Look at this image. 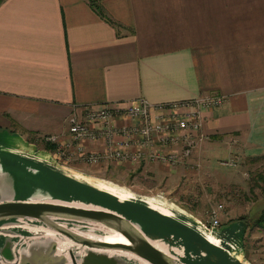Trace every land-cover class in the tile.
I'll return each instance as SVG.
<instances>
[{
  "label": "crops",
  "instance_id": "obj_1",
  "mask_svg": "<svg viewBox=\"0 0 264 264\" xmlns=\"http://www.w3.org/2000/svg\"><path fill=\"white\" fill-rule=\"evenodd\" d=\"M98 2L119 25L88 0L0 2V140L34 151L22 133L64 130L74 105L218 93L223 103L202 112L207 139L196 154L220 145L247 157L264 155V0ZM72 181L0 145L1 198L23 199L38 187L41 196L48 190L120 208ZM121 210L152 236L173 235L183 264H237L180 218L137 203ZM232 220L223 219L218 229H237L243 243L245 220Z\"/></svg>",
  "mask_w": 264,
  "mask_h": 264
},
{
  "label": "water",
  "instance_id": "obj_2",
  "mask_svg": "<svg viewBox=\"0 0 264 264\" xmlns=\"http://www.w3.org/2000/svg\"><path fill=\"white\" fill-rule=\"evenodd\" d=\"M45 153L51 157L47 151ZM27 167L38 170L30 165ZM71 183L78 185L86 194L106 198L120 208L106 207L87 199L61 197L48 190L41 196L35 192L38 187L23 199L0 197V264H183L172 249L177 246L173 235L152 236L141 220L121 210L131 202L75 180ZM145 208L164 216L147 206ZM21 224L28 229L24 233L18 228ZM31 226L61 234L72 243L61 249L57 235L43 229L34 230ZM95 227L101 229L99 234L117 232L127 241L109 242L89 237L78 230ZM198 232L215 246L201 231ZM155 240L164 242L169 249L160 248ZM109 249L118 252L109 253Z\"/></svg>",
  "mask_w": 264,
  "mask_h": 264
},
{
  "label": "built area",
  "instance_id": "obj_3",
  "mask_svg": "<svg viewBox=\"0 0 264 264\" xmlns=\"http://www.w3.org/2000/svg\"><path fill=\"white\" fill-rule=\"evenodd\" d=\"M222 94L153 102L135 100L74 105L66 128L42 136L47 152L59 164L99 166L161 164L176 168L185 164L207 139L203 110L220 106ZM223 205L209 212V228L220 226Z\"/></svg>",
  "mask_w": 264,
  "mask_h": 264
},
{
  "label": "rangeland",
  "instance_id": "obj_4",
  "mask_svg": "<svg viewBox=\"0 0 264 264\" xmlns=\"http://www.w3.org/2000/svg\"><path fill=\"white\" fill-rule=\"evenodd\" d=\"M44 132L27 130L24 135L20 133L21 140L31 141L34 151L46 152L41 141ZM217 146L214 153H201L200 156L194 153L187 163L176 168L158 163L80 164L71 168L138 194L163 196L169 202L198 213L205 222H209V212L222 204L219 223L223 219H235L230 224L238 223L236 219L243 218L247 232L243 242L244 256L250 264H264V231L253 226L264 208V182L257 183L258 174L264 173V155L247 157L235 148L229 151Z\"/></svg>",
  "mask_w": 264,
  "mask_h": 264
},
{
  "label": "bare ground",
  "instance_id": "obj_5",
  "mask_svg": "<svg viewBox=\"0 0 264 264\" xmlns=\"http://www.w3.org/2000/svg\"><path fill=\"white\" fill-rule=\"evenodd\" d=\"M0 145L10 149L13 153L18 155L19 157L31 161L33 163L42 165L51 171H54L60 175H63L67 178L73 179L81 184L86 185L92 189L98 190L100 192H104L110 194L112 196L117 197L122 201H128L131 203H137L141 205L147 206L149 209H152L164 216L180 218L186 223L201 231L211 243H213L216 247L222 249L224 252L228 253L231 259L237 264H250L247 262L244 256V250L242 247V242L240 240L239 235L237 234V229L235 230H219L218 228H209L207 227L200 219L193 217L188 214L185 210H183L180 206H177L175 203L169 202L163 196H147L138 194L133 192L127 187L118 185L116 183H112L110 181L104 180L102 178H98L82 171L61 165L57 163L54 159L49 157L45 152H36L33 151L30 147H24L21 144H18L15 140L4 139L0 140ZM94 203L96 201H93ZM101 202V201H98ZM103 206L109 207L107 204H103ZM22 225V224H21ZM25 225L18 226L20 228V232L24 233L27 228H24ZM34 230H42L43 228H39V226H31ZM46 233H50L52 235H57L59 248L65 249L67 245H70L72 242L64 237L61 234H56L48 229H43ZM81 233L93 237L104 239L109 242H119V241H127L121 234L117 232H105L104 234H99L100 228H92V229H78ZM154 243L167 250L168 246L165 245L164 242L155 240ZM109 253L118 252L114 249L107 250ZM130 257V256H129Z\"/></svg>",
  "mask_w": 264,
  "mask_h": 264
},
{
  "label": "trees",
  "instance_id": "obj_6",
  "mask_svg": "<svg viewBox=\"0 0 264 264\" xmlns=\"http://www.w3.org/2000/svg\"><path fill=\"white\" fill-rule=\"evenodd\" d=\"M2 0H0L1 2ZM89 4L91 6H93V8L99 13V15L103 18H105L106 20L115 23V24H120L119 22L115 21L114 19H112L103 9V7L101 6V4L98 2V0H88ZM45 149H48L47 146H44ZM254 158H261V156L258 157H254ZM259 181H263L264 182V173H259L258 174V179H257V183H259ZM254 227H258L259 229L264 231V208L261 212V214L259 215L258 218H256L254 220L253 223ZM246 246V245H245ZM246 250V247H245Z\"/></svg>",
  "mask_w": 264,
  "mask_h": 264
}]
</instances>
